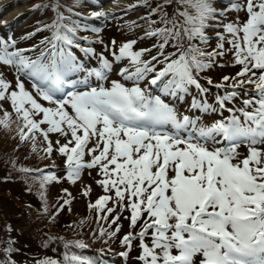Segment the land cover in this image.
Masks as SVG:
<instances>
[{"label": "snow or ice", "instance_id": "1", "mask_svg": "<svg viewBox=\"0 0 264 264\" xmlns=\"http://www.w3.org/2000/svg\"><path fill=\"white\" fill-rule=\"evenodd\" d=\"M82 7L55 0L51 21L0 35V125L16 124L17 151L61 158L17 169L43 211L52 183L70 185L52 218L71 211V186L100 189L86 206L104 246L55 237L62 259L35 264H264V0H136L142 35L123 42L103 38L113 12ZM14 244L0 264H16Z\"/></svg>", "mask_w": 264, "mask_h": 264}, {"label": "rangeland", "instance_id": "2", "mask_svg": "<svg viewBox=\"0 0 264 264\" xmlns=\"http://www.w3.org/2000/svg\"><path fill=\"white\" fill-rule=\"evenodd\" d=\"M6 0H0L1 2H4ZM135 0H105V2L101 3V0H97L95 4H93L94 9L93 10H99V8L96 7V5H99L101 8H103V10L105 11H111L115 14V18H118L120 16H123V18H126L125 21H118V23H112L111 20L113 19H109L108 22L106 24H103L104 28V32H103V38L105 39V41L107 42L109 39L111 38H115L117 41L119 40H126V39H131V38H136L137 37V33H136V29H128L129 25L132 24L133 22H135L136 19H138V16L140 15V10H130L128 9V5L129 4H134ZM123 11V12H121ZM88 13H86V15H88ZM11 18L13 19V22L16 21L18 24V28L17 30H14L12 32V35L16 38H22L25 36L26 33L31 32L32 30V22H33V17H31V13L30 10L27 9V5H19L18 4V0H10V3L8 5V7L3 10L1 12V18H0V31H1V35H4L6 33L9 32V30L7 29V27H3L4 23H2L4 20H11ZM122 18V19H123ZM121 19V20H122ZM94 23H97L98 25L102 24L103 22L100 20H92ZM126 26V27H125ZM129 31V34L127 33V30ZM5 31V33H3L2 31ZM27 44V40L24 39L21 42V46ZM34 44V43H32ZM237 69L236 68H232V67H227V68H223V69H219L217 72H213V76L216 79L219 78V75L221 74H234L235 71ZM8 78L11 79V74H7ZM5 107H7V105H5ZM14 132H16L15 130H13ZM9 136H11L12 130L8 132ZM10 149H12V147H9ZM0 151H1V147H0ZM20 154H23L22 149L19 150V152L15 155V156H8L6 154H0V162L3 163V168L2 171L6 172L11 179L13 180V188L12 190L15 191L14 194L16 196H19V194H22V189L23 188H28L30 190V192L34 189V183L33 181L24 176L23 174H21L17 169L19 168V161H17V166L16 168L12 167V163L11 161H13L16 157H18ZM1 170V169H0ZM95 175V173L93 174ZM91 180L86 179L85 180V184L87 183H91ZM68 187H70L69 184H67ZM83 185H77V186H71L70 190L74 193V196L76 197V203H75V210L73 211V213H68L66 214V216L63 218L61 223H57L58 220H54L52 221V223H54L55 226L60 225L63 226L65 219L70 220L73 223H76L78 221V219L80 218V213L79 210L85 205V198H83L81 196V189H82ZM94 190L97 191V193L100 192V189L98 187H93V197L96 195V192H94ZM5 195H7V197H10L12 194H8V193H1L0 194V207L4 208L6 212H8L9 216H12V221L14 223H17L16 219L19 218L18 215H16L15 213L18 211V208L21 206L20 204V199L19 198H15V205H8L6 202V198L4 197ZM34 196L36 195V192L34 191ZM13 196V195H12ZM24 196V194H23ZM49 205V202H47ZM4 213V211H3ZM34 215V220H33V224L32 225H27V227H29L30 229H32L33 231L38 230L43 237H47L49 235H56L58 237H63L65 239H69L68 235L66 234L64 235L63 233H60L58 231H55V228L50 225L47 220L44 219L43 215H40L39 217L35 216V213H33ZM6 217V216H4ZM3 217V218H4ZM69 218V219H68ZM31 218H28L26 220H23V222H27L29 221ZM65 228L68 229V225H65ZM70 228H72V226H69V230ZM22 229H18V231H21ZM75 231V229L73 228V230ZM17 232V230L14 231V233ZM15 235H11L9 236L7 233H5V229H4V225H1L0 228V247L4 248L5 247V243L8 241V239L10 237H13ZM22 243L20 245V249L22 250V253H20L18 255V258H23V260H30V261H36L38 259H42L43 256L40 255L37 252H34V247L31 245V242L29 239L27 238H22L21 239Z\"/></svg>", "mask_w": 264, "mask_h": 264}, {"label": "trees", "instance_id": "3", "mask_svg": "<svg viewBox=\"0 0 264 264\" xmlns=\"http://www.w3.org/2000/svg\"><path fill=\"white\" fill-rule=\"evenodd\" d=\"M48 1L49 0H46V2L48 3ZM64 1V0H63ZM68 2H71L70 0H67ZM154 1H156V0H154ZM35 2H37V1H35ZM52 2L54 3V0H52ZM7 138H8V134H7V132H6V129L5 128H0V147H1V150H6V149H8L9 148V146H8V148L6 147L7 146ZM9 142L10 143H13V144H15V142H13V141H10L9 140ZM10 149V148H9ZM23 162V165L24 166H26V167H29L30 166V164L32 163V161L30 160V158L29 157H23V160H22ZM58 204V202H56L53 206H55V205H57ZM54 211V208L53 207H51L50 208V210H49V213L47 214V216L45 217V219H47L48 218V215H50V213L51 212H53ZM27 215V214H26ZM43 216H45V214H42ZM69 219V218H68ZM49 221H51L52 220V217L51 218H49L48 219ZM65 220H67V219H65ZM68 221V220H67ZM70 221V220H69ZM65 223H66V221H65ZM70 230H73V228H70ZM64 231V232H60V233H63L64 235H66V234H69L68 235V237H75L76 236V231ZM37 232H39L38 230H36ZM55 231H57V230H55ZM40 233V232H39ZM77 234H79V233H77ZM41 235V234H40ZM57 241H58V239H56ZM43 241H45V240H42V242ZM85 253V252H84Z\"/></svg>", "mask_w": 264, "mask_h": 264}, {"label": "bare ground", "instance_id": "4", "mask_svg": "<svg viewBox=\"0 0 264 264\" xmlns=\"http://www.w3.org/2000/svg\"><path fill=\"white\" fill-rule=\"evenodd\" d=\"M11 28H12V29H16V25H12Z\"/></svg>", "mask_w": 264, "mask_h": 264}]
</instances>
